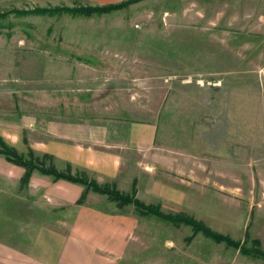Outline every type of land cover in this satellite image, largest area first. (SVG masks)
<instances>
[{
    "label": "rangeland",
    "instance_id": "374dc122",
    "mask_svg": "<svg viewBox=\"0 0 264 264\" xmlns=\"http://www.w3.org/2000/svg\"><path fill=\"white\" fill-rule=\"evenodd\" d=\"M118 1L0 0V11ZM0 22V130L18 131L22 117L39 123L150 119L161 144L163 95L170 91L178 104L183 85L185 101L213 112L200 117L199 129L215 121L234 123L236 131L243 126L253 154L264 153V0H141L91 17L10 14ZM226 108L233 113L226 115ZM156 167L163 171L160 163ZM205 167L209 176L210 165ZM203 192L201 212L174 211L163 201L150 204L200 216L234 239L243 240L244 231L236 227L246 223L250 236L264 244V193L249 214L245 200ZM31 207L32 212H0L10 238L19 239L26 223L38 224L46 216L71 220L78 213L76 207L52 212L43 204ZM190 233L188 226L140 216L124 234L119 264H264L200 234L187 243L183 238Z\"/></svg>",
    "mask_w": 264,
    "mask_h": 264
},
{
    "label": "crops",
    "instance_id": "0c3cea01",
    "mask_svg": "<svg viewBox=\"0 0 264 264\" xmlns=\"http://www.w3.org/2000/svg\"><path fill=\"white\" fill-rule=\"evenodd\" d=\"M180 91L178 104L171 101L170 91L163 95L161 144L157 123L150 119H51L39 123L22 117L18 131L2 129L0 137L20 152L31 148L51 156L58 170L85 171L98 183H112L121 192L135 190V197L144 204L156 201L163 206V201L174 211L201 212L206 195L203 190L208 189L207 195L225 193L245 200L250 214L264 193V153L253 154L256 150L252 149L249 129L245 142L243 126L236 131L234 123L215 121L199 129L200 117L213 112L185 101L182 93L186 86L181 85ZM225 111L226 115L233 113L230 108ZM216 112L220 114L222 110ZM24 141L29 147L22 144ZM158 163L163 171L157 169ZM23 173L22 167L0 156L1 213L32 212L31 206L35 204L45 205L46 212L66 206L76 207L78 213L71 220L46 216L38 224L26 223L27 231H18L19 239L10 238L5 217H0V264L120 263L126 244L124 234L140 220L133 205L120 209L106 196L91 190L84 203L78 205L81 185L53 180L34 171L28 184L22 186ZM192 180L203 181L201 185H192ZM207 180H211L209 185ZM193 196L198 201L195 205L191 201ZM18 203L24 207L17 208ZM245 224L239 223L236 228L245 231Z\"/></svg>",
    "mask_w": 264,
    "mask_h": 264
},
{
    "label": "trees",
    "instance_id": "16d2710c",
    "mask_svg": "<svg viewBox=\"0 0 264 264\" xmlns=\"http://www.w3.org/2000/svg\"><path fill=\"white\" fill-rule=\"evenodd\" d=\"M139 1L141 0H122L106 4H75L36 6L24 9L16 8L0 11V21L6 19L10 14L14 16L69 15L71 17H91L94 15L109 14L127 8L129 5ZM1 26H4V24L0 22V27ZM0 156L6 161L24 169V173L20 178V184L22 186L28 184L30 176L34 171L41 175L51 176L53 180L63 179L83 187L82 194L76 201L78 205L84 203L86 193L91 190L106 196L108 200L115 203L120 209L128 205H133L134 213L138 217L150 215L174 227L188 226L191 233L183 238L187 243L191 242L196 235L200 234L202 237L209 239L215 244H223L226 247L237 250L242 256L264 261V244L259 238L250 236L248 226L245 228L243 240L234 239L228 234L214 230L204 221L196 219L191 215L183 212H165L161 209L159 204H144L135 197V190L131 191V193L121 192L112 183H98L95 179L88 177L85 171L77 170L72 173L70 168L64 171L58 170L53 165L51 156L38 154L31 148H28L26 153L20 152L14 146L6 143L2 137H0Z\"/></svg>",
    "mask_w": 264,
    "mask_h": 264
}]
</instances>
